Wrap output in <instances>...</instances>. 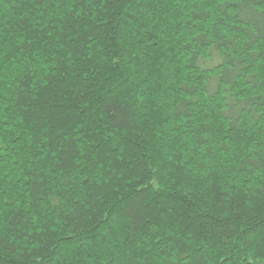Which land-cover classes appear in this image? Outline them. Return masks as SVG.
I'll return each instance as SVG.
<instances>
[{
	"label": "trees",
	"instance_id": "1",
	"mask_svg": "<svg viewBox=\"0 0 264 264\" xmlns=\"http://www.w3.org/2000/svg\"><path fill=\"white\" fill-rule=\"evenodd\" d=\"M0 264H264V0H0Z\"/></svg>",
	"mask_w": 264,
	"mask_h": 264
}]
</instances>
